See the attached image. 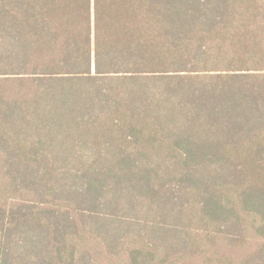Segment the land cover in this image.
I'll use <instances>...</instances> for the list:
<instances>
[{"label":"trees","instance_id":"16d2710c","mask_svg":"<svg viewBox=\"0 0 264 264\" xmlns=\"http://www.w3.org/2000/svg\"><path fill=\"white\" fill-rule=\"evenodd\" d=\"M0 264H264V0H0Z\"/></svg>","mask_w":264,"mask_h":264},{"label":"rangeland","instance_id":"374dc122","mask_svg":"<svg viewBox=\"0 0 264 264\" xmlns=\"http://www.w3.org/2000/svg\"><path fill=\"white\" fill-rule=\"evenodd\" d=\"M233 138H237V136L234 135H228V136H220L219 140L223 143V142H227L230 143L232 141ZM242 138V137H241ZM60 143H62L63 145H66L68 147H71L72 145L70 144V138H59ZM50 141H47V143H49ZM82 143L78 141V143L76 145L80 146ZM52 152L47 153L48 156L52 155L53 157H55L56 160H58V162H79V158H81V155H78L81 153V151H71V150H67V151H54L51 148ZM70 153H73L74 155H70Z\"/></svg>","mask_w":264,"mask_h":264}]
</instances>
